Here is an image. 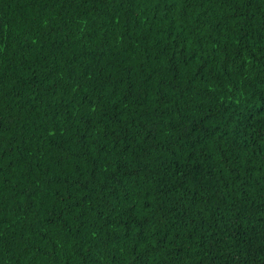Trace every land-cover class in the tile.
Listing matches in <instances>:
<instances>
[{
    "label": "trees",
    "instance_id": "obj_1",
    "mask_svg": "<svg viewBox=\"0 0 264 264\" xmlns=\"http://www.w3.org/2000/svg\"><path fill=\"white\" fill-rule=\"evenodd\" d=\"M0 264H264V0H0Z\"/></svg>",
    "mask_w": 264,
    "mask_h": 264
}]
</instances>
